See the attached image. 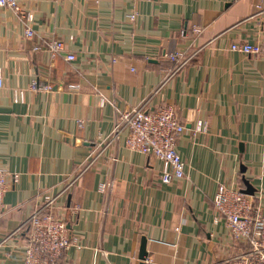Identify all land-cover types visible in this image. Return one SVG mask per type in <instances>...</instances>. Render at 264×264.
Listing matches in <instances>:
<instances>
[{
    "label": "crops",
    "instance_id": "obj_1",
    "mask_svg": "<svg viewBox=\"0 0 264 264\" xmlns=\"http://www.w3.org/2000/svg\"><path fill=\"white\" fill-rule=\"evenodd\" d=\"M19 3L33 38L0 7V166L18 174L3 195L0 264H24L19 227L114 130L117 112L141 103L174 108L184 175L162 182V162L128 149L120 132L59 196L69 245L54 264H140L142 238L145 264H228L245 251L213 200L224 185L264 212V58L230 49L262 40L250 16L264 0ZM50 39L63 54L43 48ZM173 52L190 58L166 77Z\"/></svg>",
    "mask_w": 264,
    "mask_h": 264
},
{
    "label": "built area",
    "instance_id": "obj_2",
    "mask_svg": "<svg viewBox=\"0 0 264 264\" xmlns=\"http://www.w3.org/2000/svg\"><path fill=\"white\" fill-rule=\"evenodd\" d=\"M0 7L8 8L20 18L24 17V36L34 37L33 15L29 11L24 12L19 0H0ZM250 17L258 18L262 40L253 43L233 42L230 49L264 58V6L258 5ZM38 48L41 46L34 47ZM43 48L47 49L51 57L61 55L65 51L64 43L60 39H50ZM167 57L173 66L166 77L179 71L190 58L178 52L168 53ZM64 58L72 61L75 56L73 53H66ZM30 87L36 90L50 88L48 84L39 85L34 81ZM122 131H125L124 143L128 149L154 156L162 162V182L167 183L173 177L180 178L184 175V161L175 148V140L184 131V125L178 120L174 108L163 105L150 109L145 107V103H141L129 109L119 110L114 130L97 142L76 169L63 179L58 192L43 194L42 202L35 206L19 227H26L28 230V243L23 251L24 264H54L69 245L66 223L54 210L59 196L74 187L80 176L90 169L96 158L102 155L104 149L110 146ZM17 178V173H9L0 166V212L9 181H16ZM213 206L217 215L224 218L231 239L248 247L231 257L228 264H264V212L254 204L253 199L241 190L219 185Z\"/></svg>",
    "mask_w": 264,
    "mask_h": 264
},
{
    "label": "water",
    "instance_id": "obj_3",
    "mask_svg": "<svg viewBox=\"0 0 264 264\" xmlns=\"http://www.w3.org/2000/svg\"><path fill=\"white\" fill-rule=\"evenodd\" d=\"M141 249H140V254H139V258L141 260L140 264H145V256H146V252H145V239L142 238V242H141Z\"/></svg>",
    "mask_w": 264,
    "mask_h": 264
}]
</instances>
